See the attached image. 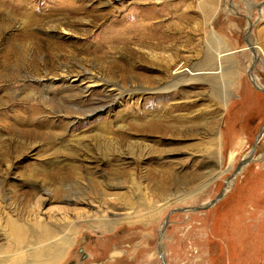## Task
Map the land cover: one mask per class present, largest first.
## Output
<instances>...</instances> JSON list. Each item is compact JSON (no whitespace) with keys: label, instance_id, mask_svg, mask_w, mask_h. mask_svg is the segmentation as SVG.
I'll list each match as a JSON object with an SVG mask.
<instances>
[{"label":"rangeland","instance_id":"1","mask_svg":"<svg viewBox=\"0 0 264 264\" xmlns=\"http://www.w3.org/2000/svg\"><path fill=\"white\" fill-rule=\"evenodd\" d=\"M260 28L264 0H0V260L264 264Z\"/></svg>","mask_w":264,"mask_h":264},{"label":"water","instance_id":"2","mask_svg":"<svg viewBox=\"0 0 264 264\" xmlns=\"http://www.w3.org/2000/svg\"><path fill=\"white\" fill-rule=\"evenodd\" d=\"M249 47H250V46H249ZM230 53H231V52H230ZM230 53L228 52V53H226L225 55H228V54H230ZM251 82H252L253 86H254L256 89H259L258 86H257V84H256L253 80H251ZM259 90H261V89H259ZM261 91L264 93V90H261ZM263 133H264V129H262V130L260 131V133H259V135H258V137H257V139H256V141H255V145H254L253 151H252V153H251L249 159H248V160L245 159L246 161H244V164H247L249 161L253 160L254 153H255V151H256V149H257V144H258L259 140L262 138ZM206 209H208V208H185V209H177V210L172 211V212L170 213V215H171L172 213H175V212H191V211H193V212H197V211L206 210ZM170 215H169V216H170ZM169 216L167 217L166 223L169 222ZM79 252H80L82 255H86V254L83 253V250H82V249H80ZM159 255H160V258H161V260H162V264H166V261H165L164 258L161 256L160 252H159ZM86 256H87V255H86Z\"/></svg>","mask_w":264,"mask_h":264},{"label":"crops","instance_id":"3","mask_svg":"<svg viewBox=\"0 0 264 264\" xmlns=\"http://www.w3.org/2000/svg\"><path fill=\"white\" fill-rule=\"evenodd\" d=\"M259 19H261V14H260V10H259ZM245 20H247V22L248 23H245V26H249L250 24H251V22H250V20H249V18H248V16H245V17H243ZM250 22V23H249ZM251 29V28H250ZM259 30H261V28L260 29H258V31ZM259 35H260V37H261V39L263 38V41H264V31H260L259 32ZM263 44H264V42H263ZM231 53H233V52H231ZM250 80H252L251 78H250ZM239 92H241V90L239 91ZM248 92V91H247ZM249 94H251L250 92H249ZM252 97H249V95H247V97H243L242 95H241V93H240V95L237 97V99L236 100H239V101H241V100H244V101H246V100H248V99H251ZM250 104V103H249ZM264 107V106H263ZM243 109L245 110V112H247L248 110H250V109H256V106L253 104H251L250 106L249 105H246V106H244L243 105ZM260 109H261V107H260Z\"/></svg>","mask_w":264,"mask_h":264},{"label":"bare ground","instance_id":"4","mask_svg":"<svg viewBox=\"0 0 264 264\" xmlns=\"http://www.w3.org/2000/svg\"><path fill=\"white\" fill-rule=\"evenodd\" d=\"M20 4H21V3H20ZM30 37H31V36H30ZM223 55H225V54H223ZM84 89H85L86 91H88V87H85ZM229 183H231V182H229ZM227 186H228V185H227ZM60 248H61V247H60ZM60 248H57L55 251L51 252L50 255H49L50 258H48V259H46V260H48V261H50V262H54L55 260H57V259L61 256V254H60V252H61ZM37 258H38V257H37ZM39 259H40V257H39ZM37 263H39V262H37ZM41 263H43V262H41ZM41 263H40V264H41ZM0 264H8V263H5V261L0 260ZM14 264H24V262L21 261V260H19V261H16Z\"/></svg>","mask_w":264,"mask_h":264},{"label":"flooded vegetation","instance_id":"5","mask_svg":"<svg viewBox=\"0 0 264 264\" xmlns=\"http://www.w3.org/2000/svg\"><path fill=\"white\" fill-rule=\"evenodd\" d=\"M88 259V257L86 256V255H82L81 254V261H85V260H87Z\"/></svg>","mask_w":264,"mask_h":264}]
</instances>
